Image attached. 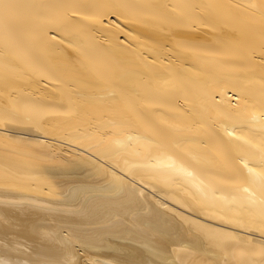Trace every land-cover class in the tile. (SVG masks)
<instances>
[{
  "label": "bare ground",
  "instance_id": "6f19581e",
  "mask_svg": "<svg viewBox=\"0 0 264 264\" xmlns=\"http://www.w3.org/2000/svg\"><path fill=\"white\" fill-rule=\"evenodd\" d=\"M6 261L264 264V0H0Z\"/></svg>",
  "mask_w": 264,
  "mask_h": 264
},
{
  "label": "rangeland",
  "instance_id": "374dc122",
  "mask_svg": "<svg viewBox=\"0 0 264 264\" xmlns=\"http://www.w3.org/2000/svg\"><path fill=\"white\" fill-rule=\"evenodd\" d=\"M7 263L6 264H15V263H13V262H11V261H6ZM26 262V261H25ZM21 264H22V262H20ZM23 264H28V263H24L23 262Z\"/></svg>",
  "mask_w": 264,
  "mask_h": 264
}]
</instances>
